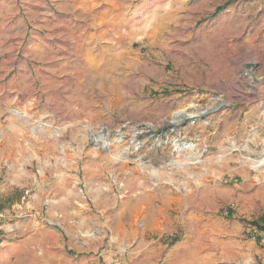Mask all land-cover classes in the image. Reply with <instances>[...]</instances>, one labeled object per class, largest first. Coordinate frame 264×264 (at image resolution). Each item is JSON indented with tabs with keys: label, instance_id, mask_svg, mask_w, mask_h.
<instances>
[{
	"label": "rangeland",
	"instance_id": "1",
	"mask_svg": "<svg viewBox=\"0 0 264 264\" xmlns=\"http://www.w3.org/2000/svg\"><path fill=\"white\" fill-rule=\"evenodd\" d=\"M261 218L264 0H0V264H264Z\"/></svg>",
	"mask_w": 264,
	"mask_h": 264
},
{
	"label": "bare ground",
	"instance_id": "2",
	"mask_svg": "<svg viewBox=\"0 0 264 264\" xmlns=\"http://www.w3.org/2000/svg\"><path fill=\"white\" fill-rule=\"evenodd\" d=\"M244 77L248 78V80L250 81V83L253 84L254 86L257 85L255 79H254L253 76H252V71H246V72L244 73ZM208 110H209V108L207 107V108L203 111L204 114L207 113ZM201 115H202L201 111H198V112H196V113H195V112H194V113H184V112L181 111V112H178V113L176 114V117H175V119H174V122H175V123H178V122H180V121H182V120H184V119H187V117H191V118L195 119V118L200 117Z\"/></svg>",
	"mask_w": 264,
	"mask_h": 264
},
{
	"label": "trees",
	"instance_id": "3",
	"mask_svg": "<svg viewBox=\"0 0 264 264\" xmlns=\"http://www.w3.org/2000/svg\"><path fill=\"white\" fill-rule=\"evenodd\" d=\"M229 217H232L231 213L229 212ZM253 227H255L259 232L264 233V218H261L259 221H254L250 223ZM257 241L260 242L261 239L256 238Z\"/></svg>",
	"mask_w": 264,
	"mask_h": 264
},
{
	"label": "water",
	"instance_id": "4",
	"mask_svg": "<svg viewBox=\"0 0 264 264\" xmlns=\"http://www.w3.org/2000/svg\"><path fill=\"white\" fill-rule=\"evenodd\" d=\"M247 68H250V65H247Z\"/></svg>",
	"mask_w": 264,
	"mask_h": 264
}]
</instances>
